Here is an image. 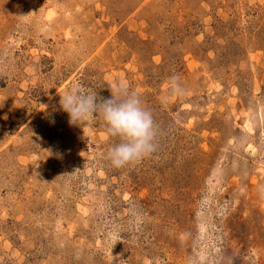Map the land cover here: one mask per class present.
<instances>
[{
    "label": "rangeland",
    "instance_id": "1",
    "mask_svg": "<svg viewBox=\"0 0 264 264\" xmlns=\"http://www.w3.org/2000/svg\"><path fill=\"white\" fill-rule=\"evenodd\" d=\"M118 88L158 129L121 168L60 105ZM112 256L264 264V0H0V264Z\"/></svg>",
    "mask_w": 264,
    "mask_h": 264
},
{
    "label": "clouds",
    "instance_id": "2",
    "mask_svg": "<svg viewBox=\"0 0 264 264\" xmlns=\"http://www.w3.org/2000/svg\"><path fill=\"white\" fill-rule=\"evenodd\" d=\"M60 105L73 124L93 115L103 119L107 133L118 141L107 152V159L116 168L142 160L155 151L158 129L152 112L135 91L118 88L109 98L92 96L80 104L68 93L61 97ZM112 264H123V260L112 256Z\"/></svg>",
    "mask_w": 264,
    "mask_h": 264
}]
</instances>
